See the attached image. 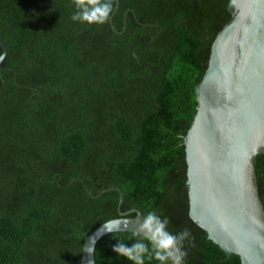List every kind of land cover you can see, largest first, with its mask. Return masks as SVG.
<instances>
[{
	"label": "trees",
	"instance_id": "1",
	"mask_svg": "<svg viewBox=\"0 0 264 264\" xmlns=\"http://www.w3.org/2000/svg\"><path fill=\"white\" fill-rule=\"evenodd\" d=\"M228 1L112 0L88 26L71 0H0V264H80L85 236L131 210L190 231L184 264H240L189 218L183 145ZM131 234L99 239L94 264H131L113 251Z\"/></svg>",
	"mask_w": 264,
	"mask_h": 264
},
{
	"label": "water",
	"instance_id": "2",
	"mask_svg": "<svg viewBox=\"0 0 264 264\" xmlns=\"http://www.w3.org/2000/svg\"><path fill=\"white\" fill-rule=\"evenodd\" d=\"M231 15L215 36L195 88L196 113L183 139L188 215L227 257L264 264V207L254 160L264 154V0H229ZM1 54L6 53L0 42ZM1 69V62H0ZM4 88H0L2 92ZM122 202L119 195L118 210ZM103 223L83 241L80 264H94L95 245L112 233Z\"/></svg>",
	"mask_w": 264,
	"mask_h": 264
},
{
	"label": "clouds",
	"instance_id": "3",
	"mask_svg": "<svg viewBox=\"0 0 264 264\" xmlns=\"http://www.w3.org/2000/svg\"><path fill=\"white\" fill-rule=\"evenodd\" d=\"M75 12L71 16L74 23L84 25H104L113 12L112 0H71ZM6 58V53L0 54V62ZM138 227L129 239L134 243L129 247L124 242H118L113 251L131 262V264H146V261H156L157 264H184L187 252L185 241L193 243L194 238L188 229L173 234L168 230L169 220L161 217L155 211L139 215ZM129 221L123 216L103 222L101 233L117 232L127 228ZM94 252L93 248L88 249Z\"/></svg>",
	"mask_w": 264,
	"mask_h": 264
}]
</instances>
